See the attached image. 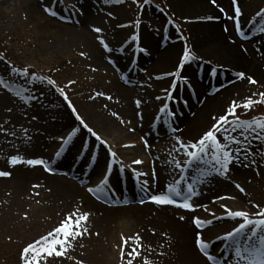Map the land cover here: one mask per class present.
Returning <instances> with one entry per match:
<instances>
[{
    "label": "rangeland",
    "instance_id": "374dc122",
    "mask_svg": "<svg viewBox=\"0 0 264 264\" xmlns=\"http://www.w3.org/2000/svg\"><path fill=\"white\" fill-rule=\"evenodd\" d=\"M14 1L16 14L0 9V79L8 85L0 86V126L5 129L0 131V170L11 172L9 177H0L7 180L6 185H0V264H21L23 247L51 231L75 209L90 213L87 222L90 234L76 242L68 253L71 258H50L48 264H117L121 262L122 236L135 234L141 238V250L146 251V257H151L154 264H199L187 261L181 254L176 230L181 214L186 215L185 223L201 230L219 264H231L229 255L232 256L233 250L229 248L228 256L223 253L219 257L217 253L224 241L217 237L232 231L242 219L228 217L221 205L233 211H246L252 219L258 218L254 214L264 209V156L260 155L264 153V142L254 140L250 146L255 155L249 161L255 159L256 164L247 168L233 164L228 177L212 175L196 185L199 194L192 203L204 207L174 209L162 218L160 215L165 212L161 207L169 205L152 206L148 197L165 191L178 178V170L171 161L173 157L179 160L185 157L182 152H172L177 146L176 136L185 143L195 141L211 127L213 117L224 114L233 100L243 101L250 96L260 99L259 93L264 92V33L257 28L260 17L255 14L264 8V0H238L242 12L240 25L245 34L241 38L236 37L234 21L229 19L234 15L231 0H216V4L200 0L205 5L202 9L190 6L191 0H150L146 5L143 0H123V3L111 0L108 4L104 0ZM28 1L37 7V12L26 6ZM3 3L6 4L0 0V5ZM221 7L224 12L220 11ZM45 8L56 15L49 14ZM208 16L218 19H204ZM137 19L141 21L139 26L135 23ZM94 27L103 31L96 33ZM134 34L139 37L135 41ZM206 35L236 48L246 67L225 66L224 59L208 52ZM98 37L108 44L111 52L105 50ZM186 44L196 59L185 64L182 76L187 79L178 80L177 88L172 90L175 77L163 74L177 70ZM167 47L173 58L165 63L162 51ZM13 67L27 68L37 77L54 80L57 87L65 90L80 116L107 144H100L80 125L55 87L40 80L28 83L32 76L14 73ZM213 68L215 75L211 74ZM237 72H244L245 78L238 79ZM158 76L163 78L157 79ZM247 76L257 83L250 84ZM21 88L30 90L24 95H35L37 99L24 103L16 96ZM165 90L171 91L174 98L169 100ZM214 94L219 99L207 106V97ZM158 96L160 100L156 99ZM137 100L141 101L139 107ZM165 102L175 112L174 116L166 117L169 125L164 123L165 117L156 119L162 115L159 109ZM203 103H206L205 118L196 123L193 120ZM260 113L264 114V103L248 110L237 109V114L245 120L264 118ZM102 117L109 118L115 128L113 135L98 125ZM75 128L80 131L68 144H63L59 138L67 139ZM172 128L178 131L173 132ZM109 146L115 157L110 156ZM58 151L59 157L55 155ZM66 153L69 157L64 161ZM13 155L43 159L55 171L48 172L39 165L10 166L8 157ZM134 160L143 163L133 164ZM33 168H38L40 173L31 172ZM105 175L109 177L108 195L98 193L106 199L102 202L85 186L95 188L96 179ZM56 177L74 183L81 190L63 186ZM144 181L148 182L147 189ZM141 200L144 202L140 203ZM193 217L212 223L197 228ZM193 234L186 246L212 264L196 249V233ZM93 240L97 243L93 244Z\"/></svg>",
    "mask_w": 264,
    "mask_h": 264
},
{
    "label": "snow or ice",
    "instance_id": "6c2138e0",
    "mask_svg": "<svg viewBox=\"0 0 264 264\" xmlns=\"http://www.w3.org/2000/svg\"><path fill=\"white\" fill-rule=\"evenodd\" d=\"M109 2H111V0H104L105 4H108ZM149 2L150 0H143V5H146ZM211 2L216 4V0H211ZM231 2L234 8V15L230 16L229 19L234 21L237 35L243 37L245 34L241 28L239 20V17L242 15L241 8L239 7L238 0H231ZM115 3H123V0H115ZM143 5L140 6L142 7ZM45 11L49 12L51 15H56L55 12H52L48 8H45ZM220 11L224 12L225 10L221 7ZM109 15H111V13H109ZM255 17H260L257 28L260 32L264 33V8H261L255 14ZM255 17L253 19H255ZM204 19L211 20L218 19V17L208 16L204 17ZM135 23L139 26L141 21L137 19ZM93 31L100 33L103 30L100 27H94ZM225 31H227V28H225ZM138 38L139 37L136 34L132 36V40L134 41ZM98 39L106 51H112V49L109 48L108 44L105 43L101 37H98ZM141 51H143V49H141ZM81 55H84V53H81ZM194 59H196L195 55L190 51L186 44L177 70L175 72L163 74V76L175 77L172 81V90L177 88L178 80L186 81L187 78L182 76V69L186 63H189ZM11 71L19 73L25 77L31 75L32 80H29L28 83L40 80L42 83L46 82L47 84L55 87L56 91L63 97L67 106L71 109L80 125L91 133V135L94 136L100 144H107V142L104 141L103 138L87 124L83 117L80 116L78 110L73 105L65 90L57 87L54 80L47 77H37L36 73H29L27 68L17 69L13 67ZM211 74H216L215 68L212 69ZM235 75L238 79L245 78L244 72H237ZM163 76H158L156 78L162 79ZM246 78L250 84L257 83L252 76H247ZM69 83H74V81H69ZM0 86L5 88L8 87L7 83L3 79H0ZM26 91L30 90L21 88L16 92V96L24 103L37 99L35 95H24ZM165 91L169 100L174 98L171 91ZM97 95L103 96L104 93H97ZM253 95L256 94L254 93ZM259 97V100H254L251 96L247 97L243 101L233 100L224 114H221L219 117H213L214 123L195 141L185 143L180 136H176L175 140L178 147L174 146L172 152H182L185 157L183 160L176 159L175 157L172 158L171 162L174 164L175 169L178 170V178H176L173 183H169L166 186L165 191L158 194H152L148 197V199L156 205H175L187 210H193L196 207H204L203 205H196L192 203L193 197L199 194L196 190V185L198 183H204L205 179L212 175L228 177L233 164H238L245 168L256 164L257 161L255 159L249 161V157L255 155L251 151L250 146L254 140L264 142V118L254 117L251 120L241 119L237 114V109L242 107L248 110L255 104L264 103V92L259 93ZM92 98L94 97H90V99ZM108 99H111V97H108ZM156 99L160 100L161 97L158 96ZM140 104L141 101L137 100V107H139ZM8 111L11 112L12 109L9 108ZM159 113L162 115H158L156 119L160 120L162 117H165L164 123H168L166 117H172L175 115L174 111L169 110L167 102H165L159 109ZM113 115L117 114L113 113ZM33 119H35V117H33ZM153 127H155V124H153ZM171 130L173 132L178 131L176 128H172ZM0 131H5V129L0 126ZM24 131L26 133L27 129H24ZM79 131V128H75L72 133L69 134L67 139L61 138L63 144H68L72 140L73 136H75ZM12 135H15V133L13 132ZM142 139L144 138L142 137ZM145 146H148V142L146 140ZM85 147H87L86 143ZM109 154L112 157L116 156V153L111 151L110 146ZM55 155L59 157L61 152L58 151ZM169 155L171 156L172 153L170 152ZM260 155L264 156V153H260ZM244 161H249V163H244ZM142 163L143 161L141 160L133 161V164L137 165ZM8 164L10 166H15L17 164H27L29 166L39 165L43 166L48 172L55 171L49 163L39 158L24 159L23 157L13 155L8 157ZM111 167L112 162L108 165L109 171L111 170ZM121 171H123V167L121 168ZM133 172L135 174V170H133ZM10 175V171L0 170V177H9ZM137 175L142 176L147 175V173H139ZM153 178H155V171H153ZM108 183L109 177L105 175L95 188L89 187L87 191L89 193H103L107 196L108 192L106 191V188ZM143 184L144 188L147 189L148 182L144 181ZM235 186L241 192H244V188L241 187L240 184H236ZM33 187L36 188L39 187V185H33ZM224 198L225 197H217V199ZM143 202V200L140 201V203ZM221 207L225 209L228 217L242 219V222L239 223V225L232 231L225 233L222 237H217V239L226 242V248L233 250L232 256L229 257L231 264H264V209L254 214L258 217L257 219H252L250 214L246 211H233L226 205H221ZM256 207H259V205H256ZM27 215L28 214L25 213V218H27ZM89 216V212H81L79 209H75L74 211L66 214L55 228L23 247L20 254L21 264H48L50 258H71L68 256V253L70 250L74 249L76 242H78V240L84 235L90 234L87 227ZM179 219L184 220L185 217L180 216ZM193 223L197 228H203L205 225H210L212 221H203L199 217H193ZM122 241L123 243L120 246L121 264H135V262L143 255L140 250L143 245L141 244L139 234H135L134 236L127 238L122 236ZM130 241L131 244H129ZM195 246L209 262H212V264H219L218 257L210 252V242L207 241L199 231L195 235ZM128 247H130V250L126 251V248ZM78 264H82V262H78ZM142 264H152V261L145 257Z\"/></svg>",
    "mask_w": 264,
    "mask_h": 264
},
{
    "label": "bare ground",
    "instance_id": "6f19581e",
    "mask_svg": "<svg viewBox=\"0 0 264 264\" xmlns=\"http://www.w3.org/2000/svg\"><path fill=\"white\" fill-rule=\"evenodd\" d=\"M4 1L6 2V4L3 3L4 4L3 6L0 5V7H1L0 9L3 10V11L6 10L5 12L9 11V12H13L14 14H16L17 13V4H16V1H14V0H4ZM26 6L29 9H31V11H33V12H37L38 11L37 7L34 6L33 3H31L30 1L27 2ZM190 6L195 7V8H198V9L205 8V5L200 0H191L190 1ZM47 23L49 24V21L48 20L46 21V24ZM205 38H206V41H205L206 43L205 44H207L206 47H207L208 52H212L213 54H216L217 56H220L222 59H224L226 61L225 62L226 63L225 66H230L229 64H231V65L233 64V65H236V66H239V67H241V66L246 67L247 63H246L245 59H243V58L240 57L238 51L235 50L236 48H234L233 46H230V45H226L222 41L220 42V39H216L215 40L214 38H212L211 35H206ZM145 39H146V37H145ZM151 45H152V43H151ZM154 47L155 46H153L152 49ZM162 52H163V55L165 56L164 62L165 63L170 62L172 60V58H173L172 57V51H169V48L167 47V48L163 49ZM196 84L198 85V83H196ZM216 94H214V96H212V97H207V99H206L207 100L206 101L207 102V106H210L213 101H215L216 99H219L220 96H217ZM205 104L206 103L201 104L200 108L197 109V114L195 115L196 117L193 120L196 123L198 121H200V122L203 121V119L205 118V112H204V109H203V106ZM90 118H93V117H90ZM190 121H191L190 119L187 120V123L190 122ZM110 123L111 122H110L109 118L102 117L99 120L98 125L101 126L102 128H104L110 135H113L114 132H115V128L113 126H111ZM191 123L193 124V122H191ZM191 123H189V124H191ZM64 135L65 134H62V136H64ZM59 139H61V138H59ZM66 155H67V157H66ZM63 157H64V161H66L67 158L69 157V154L68 153L63 154ZM19 171L17 172L18 177H19V174H20ZM31 172H33L35 174H39L40 173V171H39L38 168H36V169L33 168V170H31ZM17 174L15 175V177L20 182V180L17 177ZM21 174H24V173H21ZM30 174L33 175L32 173H30ZM31 175H29V176H31ZM29 176H27V177H29ZM101 177L100 178H97L96 181H95V183H93V184L94 185H98L101 182V180H102ZM56 178H58V179H56ZM56 178H55L56 180L61 181V183H62L63 186H65L67 188H70L73 191H80L81 190L74 183H72V182H70V181H68V180H66V179H64L62 177H56ZM48 179L53 180L51 177L48 178ZM5 181H7V180L6 179H0V185H2V184L6 185L5 184ZM85 196H86V198H88L87 195H85ZM88 199H90V198H88ZM150 203H151L152 206L153 205H156V204H154L152 202H150ZM174 209L180 210L182 208L181 207H177V206H173V205H169L167 207H164V206L161 207V210H163L165 213L162 214V215H160V217L166 218L167 217V213L170 214L171 212L174 211ZM155 210H157V209L155 208ZM181 216H184L185 217L186 215L181 214ZM185 219L184 220H180V223L179 222H176V227H177L176 230H177V233H178V236H179V241H180V244H181V254L189 262L190 261H198L199 264H209V263L203 261V259L199 256V254L196 251H193V248L191 249L188 246H186L187 239L188 238L190 239L191 233H194L195 234L198 231L200 232L201 230L196 229L195 227H193L192 225H189L188 223H185L184 222ZM92 243L93 244H96L97 241L93 240ZM97 248H99V246H96V249ZM141 251H143V253H144L143 256L146 257V251L144 249L141 250ZM223 253L228 256V250L227 251H223ZM220 256H221V254H220ZM153 257H155V256H153ZM143 259L144 258H142V257L139 258L138 259V264H142ZM148 259L150 261H152V258L151 257H148ZM155 263L156 264H159L157 262H155ZM117 264H121V262H118ZM152 264H154L153 261H152ZM166 264H170V263L167 262Z\"/></svg>",
    "mask_w": 264,
    "mask_h": 264
}]
</instances>
